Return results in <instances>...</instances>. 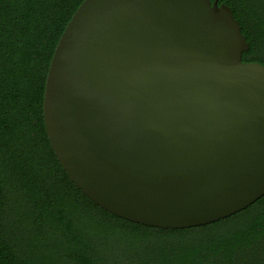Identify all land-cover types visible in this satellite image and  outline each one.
I'll use <instances>...</instances> for the list:
<instances>
[{"label":"water","instance_id":"1","mask_svg":"<svg viewBox=\"0 0 264 264\" xmlns=\"http://www.w3.org/2000/svg\"><path fill=\"white\" fill-rule=\"evenodd\" d=\"M214 0H84L47 70L42 115L70 181L158 229L226 219L264 196V65Z\"/></svg>","mask_w":264,"mask_h":264},{"label":"trees","instance_id":"2","mask_svg":"<svg viewBox=\"0 0 264 264\" xmlns=\"http://www.w3.org/2000/svg\"><path fill=\"white\" fill-rule=\"evenodd\" d=\"M84 0H0V264H264V196L218 222L165 230L115 217L70 181L48 142L44 84ZM213 2L214 0H210ZM264 65V0H217Z\"/></svg>","mask_w":264,"mask_h":264}]
</instances>
